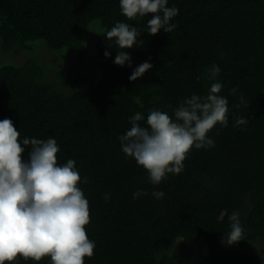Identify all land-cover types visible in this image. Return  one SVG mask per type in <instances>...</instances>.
I'll return each instance as SVG.
<instances>
[{"label": "trees", "instance_id": "1", "mask_svg": "<svg viewBox=\"0 0 264 264\" xmlns=\"http://www.w3.org/2000/svg\"><path fill=\"white\" fill-rule=\"evenodd\" d=\"M167 6L179 9L170 21L177 27L149 35L143 29L151 14L129 21L120 0H0V41L16 56L37 39L58 52L82 32L93 36L77 54L67 53L74 60L53 84L35 58L1 66L0 120L11 119L20 132L25 160L31 146L24 138H53L58 163L75 160L87 178L79 187L90 204L86 232L96 247L85 264H264L257 252L264 244V0H168ZM117 22L142 31L137 46L123 50L131 67L114 63L120 49L106 33ZM143 62L153 67L131 81ZM214 66L220 72L212 78ZM214 82L223 84L228 126L208 134L214 147L193 148L181 173L153 185L121 149L129 118L140 112L147 126L153 110L171 116ZM238 117L248 123L236 126ZM141 190L148 194L134 199ZM153 191L165 195L158 200ZM236 211L244 236L227 245ZM12 264L51 260L18 257Z\"/></svg>", "mask_w": 264, "mask_h": 264}, {"label": "clouds", "instance_id": "2", "mask_svg": "<svg viewBox=\"0 0 264 264\" xmlns=\"http://www.w3.org/2000/svg\"><path fill=\"white\" fill-rule=\"evenodd\" d=\"M167 5L168 0H120L121 13L129 21L151 14L143 29L149 35L161 29L171 33L177 27L170 21L179 9ZM141 34L138 27L126 22H117L107 31V39L120 49L115 64L124 66L127 62L131 67L132 58L123 50L137 46ZM110 55L105 52L106 57ZM152 67L143 62L129 79L142 78ZM219 72L214 66L212 78ZM222 88V83H212L206 95L185 98L171 116L151 111L147 126L140 123L144 120L140 112L129 118L130 129L119 136L121 149L148 172L153 185H159L170 173H181L193 148L215 146L208 134L217 125L228 126V100L219 95ZM246 123L243 117L236 119V126ZM22 143L31 146L27 160L13 121L0 120V264H12L18 257L37 262L50 257L51 264H85L96 247L86 232L91 221L90 204L79 187L81 182L88 183L87 178L82 180L75 160L58 163L60 148L55 139L24 138ZM147 194L137 191L133 198ZM164 195L162 191L152 193L158 200ZM104 198L110 200V194ZM229 220L231 230L227 237L224 235V242L235 245L244 236L240 213L233 212Z\"/></svg>", "mask_w": 264, "mask_h": 264}, {"label": "rangeland", "instance_id": "3", "mask_svg": "<svg viewBox=\"0 0 264 264\" xmlns=\"http://www.w3.org/2000/svg\"><path fill=\"white\" fill-rule=\"evenodd\" d=\"M92 38L93 36L89 35L88 32H82L76 37L71 47L64 48L58 52H54L43 39H37L32 41L30 49L21 51L19 56H16L14 51L5 50L3 42L0 41V67L5 64H22L27 59L35 58L46 71V81L48 83H56L59 69L64 68V65H68L74 60V56H69L67 53L70 51L72 54H77V50L81 46L88 44L87 42L91 41ZM57 54L60 55L59 61L55 59ZM94 55L95 49L92 50V54L88 58L93 59ZM257 252L264 257V244L257 249Z\"/></svg>", "mask_w": 264, "mask_h": 264}]
</instances>
